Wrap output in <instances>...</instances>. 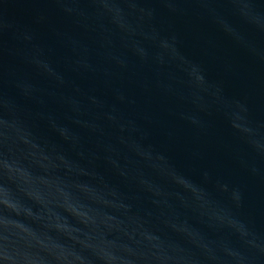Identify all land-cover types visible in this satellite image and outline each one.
I'll use <instances>...</instances> for the list:
<instances>
[{
	"label": "water",
	"instance_id": "1",
	"mask_svg": "<svg viewBox=\"0 0 264 264\" xmlns=\"http://www.w3.org/2000/svg\"><path fill=\"white\" fill-rule=\"evenodd\" d=\"M0 264H264V0H0Z\"/></svg>",
	"mask_w": 264,
	"mask_h": 264
}]
</instances>
